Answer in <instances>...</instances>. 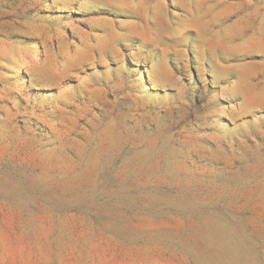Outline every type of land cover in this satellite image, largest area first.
<instances>
[{
	"label": "rangeland",
	"instance_id": "obj_1",
	"mask_svg": "<svg viewBox=\"0 0 264 264\" xmlns=\"http://www.w3.org/2000/svg\"><path fill=\"white\" fill-rule=\"evenodd\" d=\"M0 264H264V0H0Z\"/></svg>",
	"mask_w": 264,
	"mask_h": 264
}]
</instances>
